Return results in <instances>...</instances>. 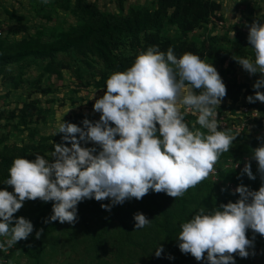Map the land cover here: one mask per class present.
<instances>
[{"label": "clouds", "instance_id": "1", "mask_svg": "<svg viewBox=\"0 0 264 264\" xmlns=\"http://www.w3.org/2000/svg\"><path fill=\"white\" fill-rule=\"evenodd\" d=\"M247 40L255 60L233 59L250 76L261 74L253 85L255 95L246 99L264 103V24L253 22ZM226 96L217 69L198 55L186 52L177 58L172 47L167 52L148 47L126 71L106 80V92L93 106L98 120L85 118L83 127L65 121L59 125L63 142L55 144L53 159L40 154L34 160L14 159L6 180L13 191L0 190V236L10 237L6 243L11 247L33 233L30 220L15 216L27 201L54 202L45 223L74 225L78 205L85 200H110L101 207L111 211L126 201L142 200L150 190L183 197L209 177L239 137L218 121L217 109ZM189 111L197 116L191 129L185 118ZM257 139L261 144L252 150L251 160L264 180V137ZM90 143L95 146L87 147ZM245 174L256 179L251 162L242 169L241 176ZM232 194H238L236 202L207 212L201 208L180 225L178 247L183 254L204 264H236L235 255H255V234L264 236V184L258 191L241 184ZM134 220L137 230L152 223L141 212ZM249 229L252 239L246 235ZM42 234L43 229L36 232V239ZM163 252L161 245L155 256Z\"/></svg>", "mask_w": 264, "mask_h": 264}, {"label": "trees", "instance_id": "2", "mask_svg": "<svg viewBox=\"0 0 264 264\" xmlns=\"http://www.w3.org/2000/svg\"><path fill=\"white\" fill-rule=\"evenodd\" d=\"M124 3L125 0H117V11L110 12L102 10L99 5L89 0H55L54 4L59 9L69 12L76 18L75 24H71L67 29L56 27L47 29L44 26L35 35L15 37L13 40L0 38V80L6 87L8 86L6 96L9 97L12 92L23 89L25 85L29 86L21 107L0 110V189L4 187V182L9 177V169L14 159L23 157L34 160L36 154L53 159L51 154L55 144L63 142L61 136L42 135L38 128L39 124L47 123V115L51 112V108L42 106L41 99L34 97L36 94L47 96L54 92L51 85H44L46 77L51 79L56 76L62 80L64 73L70 71L80 89L100 90L102 98L106 92V80L110 75L126 71L132 66L135 58L150 46H158L163 52L172 47L177 58L191 52L208 64L215 62L224 66L228 63L229 73H233L232 68L236 63L233 57L255 60L254 50L247 40L248 36L246 37L239 29L241 25L233 26L236 34L234 39H230L228 35L205 37L194 34L215 22L213 20L217 22L225 20L221 2L217 0H154L150 4L135 5L127 10ZM43 7L41 11L44 10ZM52 11L50 9L49 13L43 15L39 11L38 14L50 21ZM5 13L10 20L17 23L14 30L16 36L28 33V27L21 15L8 10ZM249 21L250 25L255 21L260 22V17ZM1 22L0 20V29H3ZM60 55L69 57L70 63L60 60L58 58ZM39 62L43 64L41 73L30 81L27 70ZM15 69H18V73ZM221 77L227 87V96L223 101L230 104L225 103L219 107L217 109L219 114L221 115L223 111L235 114L241 108L240 102L244 100L245 104L242 106L261 112L262 118L256 120L255 124L258 130L264 129V103L252 104L246 99L249 95H255L253 85L240 83L235 76L226 79L224 71L221 72ZM260 91L264 92V88ZM70 100L76 105L75 99ZM53 102V99L48 100V103ZM85 118L95 121L99 116L74 115L64 121L83 127L82 121ZM185 118L191 129L197 117L186 114ZM196 127L200 126L197 124ZM7 129L20 135L26 134L27 139L21 145L11 143L9 135L3 132ZM256 133V130L241 133L232 131V134H238L239 137L233 142L229 152L224 153L216 163L221 168L218 183L207 178L195 188H190L183 197L175 199L165 193L157 194L150 190L142 200L126 201L123 205L112 207L111 211L101 207L102 204H110V200L101 202L95 199L85 200L78 205V217H83L86 210L98 211L103 215L94 236L98 246L103 245L109 228L118 222L125 240L137 244L141 249L155 253L162 245L164 253L167 252L173 257L174 259H170L175 264H196L191 254H183L178 247L180 225L191 219L201 208L207 212L221 203L236 202L239 196L232 194L227 187L228 183L236 187L243 184L253 191H258L264 184V180L257 172V164L252 165L255 180L249 179L246 174L241 176L240 169L224 168L223 165L227 160H232L236 164L242 162L245 157L251 159L252 150L261 144L257 139L260 136ZM53 203H45L39 199L27 201L15 214L16 218L24 217L34 225V231L29 238L17 243L20 251L33 264H41L48 245L61 244L60 237L55 234L65 223L44 222L53 214ZM137 212L143 213L152 221L151 225L137 230L134 220V214ZM41 229L43 234L40 239H36V232ZM253 235L251 230L247 238L252 239ZM258 241L264 243V236L255 234L254 244ZM12 255L11 262L19 264Z\"/></svg>", "mask_w": 264, "mask_h": 264}, {"label": "rangeland", "instance_id": "3", "mask_svg": "<svg viewBox=\"0 0 264 264\" xmlns=\"http://www.w3.org/2000/svg\"><path fill=\"white\" fill-rule=\"evenodd\" d=\"M99 5L102 10L115 12L118 9L117 0H89ZM154 0H125L124 6L127 10L129 7L135 5L150 4ZM221 2L222 13L225 20L217 22L213 20L212 24L207 27L197 30L195 35H212L223 37L228 35L230 39H234L235 32L233 26L241 25L239 29L248 36L250 19L260 17V22L264 24V0H217ZM55 0H0V20L3 24V35L1 39L13 40L15 37L22 38L28 35H35L42 27L47 29L51 28H65L67 29L71 24H75L76 18L69 12H64L59 9L55 4ZM42 6L44 10L41 11ZM52 9V17L49 20L41 15L47 14ZM15 11L18 15L24 18V23L28 27V33L15 35L14 30L17 27L16 21L9 19L5 11ZM125 10V11H126ZM42 14H38V12ZM127 12V11H126ZM63 62L69 64L71 59L60 55L58 57ZM219 74L224 71V77L231 79L234 76L240 83H248L254 85L255 81L261 78V74L257 73L254 76H250L243 68L236 62L232 68L233 73H229V64L224 66L218 65L215 62H211ZM43 64H33L29 70H27V77L30 81L36 79L42 70ZM18 73V69H15ZM44 85H51L54 92L50 95L43 96L36 94L34 97L41 99L43 107L51 108V112L47 115V123L39 124L38 128L40 133L45 136H63V134H57L59 125L64 122V119L69 116H81L83 114L89 117H97L98 113L93 111V106L96 99L101 98L102 91L94 90L92 88L83 89L78 87V82L75 79L73 73L66 71L64 78L59 80L56 76L51 79L45 78ZM29 88L25 85L23 89L14 91L9 97L6 96L8 92V86L4 85V82L0 80V110L13 109L15 107H21L23 101L26 99V89ZM70 98L75 99L76 105L71 103ZM53 99V103H48V100ZM230 102L222 101L221 106ZM260 103V102H259ZM245 101L240 102V106L244 105ZM220 106V107H221ZM219 108V107H218ZM245 106L239 111V118L233 119L232 129H236L238 132L243 131L247 123L241 117V112H244ZM257 110H254V112ZM225 115L228 111H223ZM261 113V112H260ZM223 115V114H222ZM262 115V114H261ZM66 122V121H65ZM222 126V125H221ZM246 129V128H245ZM252 125L249 126L248 131H252ZM233 132H236L232 130ZM4 133L10 137V142L17 145H21L24 140L27 139V135H20L11 132L10 129L4 130ZM69 147L71 145H68ZM95 145L88 144L87 147H93ZM251 166L257 164L256 161L250 159ZM103 215L98 211L86 210L83 217H78V221L73 225L65 222L55 235L60 237L61 244L58 246L48 245L45 253L42 256L41 264H175L169 254L162 253L160 258L155 256V253L151 250H143L130 241L125 240L122 234L118 222L109 228L106 234L103 245L98 246L95 243L94 236L97 233V228L101 222ZM113 221V215L110 216ZM251 230L246 233L249 235ZM63 245V246H62ZM253 251L252 249L249 250ZM255 255H250L248 258H240L235 255L236 264H264V243L257 242L254 244ZM207 254H205L206 256ZM14 260L19 264H33L19 249L18 245L14 246L13 255ZM12 261V259H11ZM13 264V263H12ZM196 264H204V262L196 261Z\"/></svg>", "mask_w": 264, "mask_h": 264}, {"label": "built area", "instance_id": "4", "mask_svg": "<svg viewBox=\"0 0 264 264\" xmlns=\"http://www.w3.org/2000/svg\"><path fill=\"white\" fill-rule=\"evenodd\" d=\"M2 35H3V30L0 29V37H2ZM242 107L243 106H241V108L238 111H236L235 114H232L230 111H228L227 115H225L224 113H221V115H220L219 112L217 111V113H218V121H219L220 125H222L221 127L224 128V129H229L230 128L231 130L236 131L235 133H241V132H244V131L248 130L249 126L252 125L253 130L254 131L256 130V132H257L256 134L259 135L260 137H264V129L258 130V128H257V126L255 124L256 120L262 118L261 117L262 115H261L260 111L258 109H250L248 106H245L246 109L245 110L243 109L244 112H241V114H242L241 117L247 123V126L244 127L243 131H240V132H238L236 129H232L231 128L232 122H234L233 119L240 117L238 112L242 110ZM254 110H257V112L256 111L254 112ZM187 114H193V113L191 111H189V112H187ZM48 160H51V159H48ZM249 162H250V158L249 157H245L242 162H238V163L234 164L232 160H227L223 165H224V168L235 167L236 169L242 170L244 168L245 164L249 163ZM220 170H221V168L216 164L214 166V171L209 175L208 178H210V180H212L213 182L218 183ZM8 178L9 177H7L6 180ZM6 180L4 182V187L2 189H0V190L7 189L10 192L13 191V189L11 187L6 185ZM227 187L230 189V191L232 193L237 188L232 183H228ZM8 239H10V238L9 237L0 236V243L4 244V248H0V264H12V262L10 260V256L14 252V246L15 245L9 247L7 245V243H6V241Z\"/></svg>", "mask_w": 264, "mask_h": 264}]
</instances>
